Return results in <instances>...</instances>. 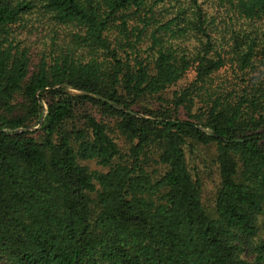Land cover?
Here are the masks:
<instances>
[{"label":"trees","instance_id":"16d2710c","mask_svg":"<svg viewBox=\"0 0 264 264\" xmlns=\"http://www.w3.org/2000/svg\"><path fill=\"white\" fill-rule=\"evenodd\" d=\"M0 264H264V0H0Z\"/></svg>","mask_w":264,"mask_h":264},{"label":"rangeland","instance_id":"374dc122","mask_svg":"<svg viewBox=\"0 0 264 264\" xmlns=\"http://www.w3.org/2000/svg\"><path fill=\"white\" fill-rule=\"evenodd\" d=\"M207 182H210V181H209V180H207V181H206V183H207Z\"/></svg>","mask_w":264,"mask_h":264}]
</instances>
